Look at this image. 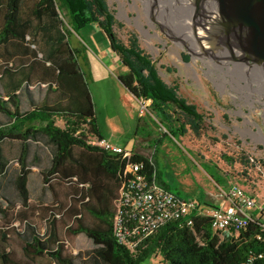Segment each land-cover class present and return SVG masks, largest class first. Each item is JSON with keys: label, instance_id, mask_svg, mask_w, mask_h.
Returning a JSON list of instances; mask_svg holds the SVG:
<instances>
[{"label": "trees", "instance_id": "obj_1", "mask_svg": "<svg viewBox=\"0 0 264 264\" xmlns=\"http://www.w3.org/2000/svg\"><path fill=\"white\" fill-rule=\"evenodd\" d=\"M22 2L6 0L0 29V49L16 43L18 52L30 55V58H3L5 67L0 72L4 91L0 95V115L7 119L0 120V181L10 164L5 144L17 142L19 172L14 183L22 207H31L30 142L45 136L53 149L50 165L41 172L43 186L54 192V183L58 182L70 190V203L65 208L62 206V214L70 220L67 233L85 234L93 241L97 246L95 264H141L153 255H161L162 264H264V228L258 221L220 235L212 232L210 219L201 216L195 217L193 227L178 222L166 224L136 252L120 244L114 232V220L126 161L90 143L91 138L103 136L86 73L69 35L98 25L126 68L118 75L119 81L136 99L151 101V111L158 118L154 123L175 139L180 140L188 125L195 132L208 131L212 126L203 119L196 105L180 95L177 85H169L161 78L152 56L136 37L127 44L117 36L116 19L107 0H37L30 20L22 19ZM23 44H26L24 49ZM31 44L36 48H31ZM1 55L2 52V58ZM42 85L46 89L44 99L36 102L30 88L38 86L41 90ZM21 90L29 108H24L26 102L19 93ZM58 119L64 121V127L57 124ZM155 143L157 155L160 141ZM156 155L147 158L134 151L131 160L143 164L142 172L150 180L155 179L172 191ZM3 200L0 193V215L7 220L13 216L15 206L10 209L3 205ZM85 215H91L97 224L88 222ZM17 216L28 222L26 212ZM55 223L53 215L49 240H44L29 224L32 234L25 243L24 253L29 258L47 256L54 264H75L57 239ZM0 260L1 264H19L6 252H0Z\"/></svg>", "mask_w": 264, "mask_h": 264}, {"label": "rangeland", "instance_id": "obj_2", "mask_svg": "<svg viewBox=\"0 0 264 264\" xmlns=\"http://www.w3.org/2000/svg\"><path fill=\"white\" fill-rule=\"evenodd\" d=\"M36 1L23 0V20L32 19ZM107 1L116 19L117 36L127 44L136 37L152 56L161 78L169 85H177L180 95L196 105L203 119L212 126L208 131L195 132L188 125L186 133L177 140L154 123L158 118L152 111L144 117L137 115L133 124H139L140 130L135 152L155 158V142L159 140L156 155L159 168L172 192L181 198L219 206L224 200L221 189L238 186L258 201H264V76L261 72L248 66L250 60L237 51L234 43L219 42L217 27L187 18L180 8L176 10L167 2L162 6V0H152L153 9L151 0ZM5 2L0 0V29ZM98 28L91 25L77 35L91 44L89 31ZM94 36L99 40V35ZM28 40L32 38L28 36ZM36 46L39 49V45ZM96 53L93 45L92 56L87 57L91 61L81 60L92 83L96 114L108 125L118 123L121 118L127 131L135 118L127 101L129 91L118 79L121 72L105 64V68L100 67L93 60L98 58ZM4 67L5 61L0 58V72ZM30 90L37 92L39 87ZM3 93L0 81V95ZM29 106L28 102L24 103V108ZM110 116L113 120H109ZM0 120L7 119L0 115ZM104 130L107 131L106 127ZM132 137L133 134L129 139ZM47 140L41 137L32 146L29 156V209L22 207L14 183L19 170L17 146L5 145L10 164L0 181V193L4 196V206L15 207L13 216L7 220L0 215V252L10 253L19 264H54L47 256L29 258L24 253L25 243L32 234L28 225L44 240H49L54 215L57 239L64 245L65 253L74 258L75 264H95L97 246L93 241L85 234L71 236L67 233L70 220L62 214V206L69 205L70 190L58 182L54 183V192L43 186L39 168L47 164L53 149ZM35 156H39L38 159ZM23 212H26L27 223L17 216ZM84 217L97 224L91 215ZM162 260L161 255H153L141 264H162Z\"/></svg>", "mask_w": 264, "mask_h": 264}, {"label": "built area", "instance_id": "obj_3", "mask_svg": "<svg viewBox=\"0 0 264 264\" xmlns=\"http://www.w3.org/2000/svg\"><path fill=\"white\" fill-rule=\"evenodd\" d=\"M137 102L139 117L152 114L150 100L137 99ZM90 143L126 161L124 180L117 200L114 232L120 244L131 252H136L146 239L170 222L193 227L195 217H208L212 232L220 235L232 229L244 228L254 221L260 222L264 228V201H258L241 187L221 189L224 200L219 206L184 199L155 179L150 180L142 172L143 164L131 160L134 150L104 137H93Z\"/></svg>", "mask_w": 264, "mask_h": 264}, {"label": "water", "instance_id": "obj_4", "mask_svg": "<svg viewBox=\"0 0 264 264\" xmlns=\"http://www.w3.org/2000/svg\"><path fill=\"white\" fill-rule=\"evenodd\" d=\"M166 2L187 18L217 27L219 42L234 43L248 66L264 76V0H162V6Z\"/></svg>", "mask_w": 264, "mask_h": 264}, {"label": "crops", "instance_id": "obj_5", "mask_svg": "<svg viewBox=\"0 0 264 264\" xmlns=\"http://www.w3.org/2000/svg\"><path fill=\"white\" fill-rule=\"evenodd\" d=\"M94 34H97L100 36L99 40L95 39ZM88 36H89V40H90L89 42H91L92 46L94 45L96 47V52H97L96 54L98 56V58H93V60L98 62L100 67L105 68V66H104V64H105L106 66H109V68H111L112 70L114 69V70H117L118 72H121V73H123L126 70V68L122 66L121 62L119 61V59L116 57V55L112 51L111 46H110V42L100 27L94 32L89 31ZM78 38H79L78 35L75 33H72L69 35V41H70L71 45L78 50L79 62L81 63V60L85 63H86V60L91 61V58H87L88 56H92L91 44L87 43L86 41L81 40V38H79V40H78ZM16 46H17L16 43H11V45H4L3 48L0 49V53L1 52L3 53V55H1L2 58H30V55H24L23 52H18L16 50ZM25 46H26V44H23V46H22L23 49L25 48ZM31 48H36V47H35V45H33V46H31ZM40 57H42L41 53H39L38 58H40ZM82 68L86 73V77H87V80L89 82L90 90L92 92V96L94 99V93L92 91V83H90V81H89V73L87 74L83 65H82ZM45 90H46L45 85H42V89L41 90L39 89L37 92L30 90V93H31L30 95H32V97L36 100V102H42L44 99V96H45L44 95ZM19 93H20L21 97L23 98V100L25 102H27L28 99L25 100L26 95L24 94V92L21 90V91H19ZM127 95H128L127 101H129L131 113L135 114V118L134 119L132 118L131 125L129 124L130 125L129 130L126 131L125 126L122 123L121 118H120L121 121L119 119L118 123H116V124L110 123L109 125L105 121L103 123L100 120V117L98 116V114H97V118H98V124H99L100 130H101L102 136L104 138L111 140L112 142H114L117 145L124 146L127 149H132L135 151V149H136L135 142L137 140V134H138V131L140 130V128H139V124L136 125V123L133 124V122L137 121L136 118L138 115V109H137L138 105L136 104L137 99L133 95H131V93H128ZM27 96H29V95H27ZM132 114H131V117H132ZM116 118H118L117 115H116ZM109 120H113V118L110 116ZM57 124L60 125L61 127H64V121L61 119L57 120ZM104 127H106L107 131L104 130ZM132 134H133V137L131 139H129ZM125 138H126V141H125ZM47 141L50 142L49 140H47ZM37 142L38 141H31L30 142L31 143L30 154L32 151V146L34 144H36ZM6 144L16 145L17 149H18V151H17L18 156H19V153H20V144L19 143L7 142ZM35 157H36L35 159H38L39 156H35ZM51 157H52V154L50 155V158H49V161L47 162V164L44 167L39 168L40 169L39 170L40 175H41V172L50 165ZM28 162H29V158H28ZM18 166H19V164H18ZM18 172H19V170H18ZM29 178H30V175H29ZM42 183H43V181H42ZM28 184H29V181H28Z\"/></svg>", "mask_w": 264, "mask_h": 264}, {"label": "bare ground", "instance_id": "obj_6", "mask_svg": "<svg viewBox=\"0 0 264 264\" xmlns=\"http://www.w3.org/2000/svg\"><path fill=\"white\" fill-rule=\"evenodd\" d=\"M233 44V43H232Z\"/></svg>", "mask_w": 264, "mask_h": 264}]
</instances>
